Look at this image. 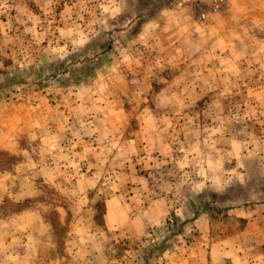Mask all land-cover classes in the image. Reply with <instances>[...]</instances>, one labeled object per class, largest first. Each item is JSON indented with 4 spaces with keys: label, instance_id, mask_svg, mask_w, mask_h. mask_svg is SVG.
<instances>
[{
    "label": "rangeland",
    "instance_id": "1",
    "mask_svg": "<svg viewBox=\"0 0 264 264\" xmlns=\"http://www.w3.org/2000/svg\"><path fill=\"white\" fill-rule=\"evenodd\" d=\"M209 1L0 0V141L10 136L9 128L15 131L0 148V169L12 170L4 179L6 190L0 191V264H246L230 259L251 246L264 249V95L244 90L249 81H264L243 76L235 80L223 64L215 79L217 33L208 17L200 21L195 11L197 3ZM246 4L234 0L232 7ZM230 6L228 0L221 14ZM123 29L135 42L117 45V31ZM239 30L236 26L228 31L235 34L236 49L246 38L244 29ZM254 55L261 56L262 49H255ZM245 66L242 62L234 68L243 74ZM101 70V79L91 81ZM7 73L18 81L5 83ZM13 103L22 106L23 114L18 107L17 112L10 109ZM69 105L76 108L70 110ZM83 111L94 116L91 127L81 131L92 135V154L68 171L52 144H65L79 132L76 123ZM65 119L69 128L51 127ZM170 119L194 122L169 127ZM114 120L116 127L110 123ZM197 120L204 126L198 127ZM150 121L157 124L149 127ZM182 132L189 137L204 134L207 156L215 151L213 146L222 150L214 175L211 159H206L209 170L195 175L216 189L204 182L197 193L178 191L177 211L183 216L172 211L162 224L146 225L141 237L136 234L143 224L123 222L107 229L104 198L108 190L114 191L115 155L120 158L124 152L126 165H133L139 157L133 137L176 141ZM213 135L221 141L214 144ZM234 135L236 142L231 143L228 137ZM42 137L51 141L46 159L41 157ZM226 151L231 154L224 155ZM162 155L153 148L151 164L166 171L169 157ZM101 159L110 176L97 170ZM83 163L90 166L86 173ZM55 169L61 170L56 183L53 176L45 180L40 172ZM78 187L81 190H72ZM132 193L126 187L125 197ZM202 199L214 211L211 218L186 230L184 220L192 216L185 212L196 210L190 203L200 204ZM250 204L255 207L249 220L227 211ZM117 214L126 220V213ZM100 233L102 244H92L91 234Z\"/></svg>",
    "mask_w": 264,
    "mask_h": 264
},
{
    "label": "crops",
    "instance_id": "2",
    "mask_svg": "<svg viewBox=\"0 0 264 264\" xmlns=\"http://www.w3.org/2000/svg\"><path fill=\"white\" fill-rule=\"evenodd\" d=\"M233 1L234 0H229V5L231 6L225 13L220 15L213 13L208 16L210 28H212L217 33L215 39L216 42H214L216 43V45L214 44L213 47L219 49V53L216 54V56L219 58V66L218 70H216V74L218 75L213 76L215 77V79L220 77L222 69L221 65L223 64L226 65V68L230 71V77H233V79L235 80L238 78L240 79V77L243 76V79L247 78L264 81V73L262 72V70L264 69V0H245L247 3L246 7L241 8L232 7ZM166 12L167 11H164V13ZM236 26H238V28L240 29L239 31H241V29H244L246 34V38H241L244 41V46H240L238 49H236L237 46L234 45V32H228ZM125 30L126 29L117 31V45L125 46L130 42H135L134 38H126L127 33ZM140 30L141 28L138 29V32H135V35H138ZM257 48L262 49L261 56L254 55V50ZM104 60H107L106 57H104ZM242 62L246 65V71L243 74L240 73L237 67L234 68L237 63ZM258 72H260V74ZM102 74H104L102 70L99 74L96 72L91 81H98L99 79H101L100 77ZM250 83L251 81L246 83V88H244L245 93L258 96L264 95V82L258 84ZM63 91L65 90L63 89ZM56 92L61 93V90L58 89ZM6 104L10 105L12 103ZM62 104H64V102ZM13 106L14 107L10 108L12 111L17 112L18 107V109H20L23 114L24 110L21 105L13 103ZM75 108V106L72 107L71 105H69L70 110H73ZM81 115L82 118L78 119L76 123L79 132L72 133V137L70 136L69 140H67L66 138L65 144H61L57 140L54 141V144H52L54 146L53 152L57 156H59V158H62L66 161V164H63L62 166L63 168L66 167L68 171H71V169L73 170L75 168V165L80 163L81 159L88 160V154H92L89 150V145L93 143L92 135H88L86 132L81 133V131L83 130V128L86 129L91 127V118L94 116H89L88 111L81 112ZM229 115L234 116L231 112L229 113ZM168 122L169 125L167 126L169 127L179 126L183 128L189 127V122L193 123L194 121L193 119H182L179 121V123H177L175 120L170 119ZM196 122L198 127L204 126L198 123L199 120H197ZM110 123L115 127L117 125L115 120ZM214 123L217 124V122ZM150 124L151 126L149 127H152L154 124H157V121H153ZM216 124L211 127L215 128ZM17 126H20V124ZM193 126L197 127L195 124ZM51 127L56 130H64V128H69V123L66 121V119L55 121V123ZM138 127L140 132V129L143 126L140 124V126ZM7 131L8 133H11L10 136H13L12 134L15 132L14 130L11 131L10 128ZM203 135L189 137L186 132H182L180 139L176 141H173L172 139H166L165 142H163L164 139L159 138H157V140H147L142 139L138 136L133 137V139L136 140L139 148V151H136L139 155L136 163L133 165H126L124 152L122 153L123 155H121L120 158L118 157V155H115L114 162H112V184L114 186V191L109 192L108 190L109 194L104 198L105 210L103 216L104 225L106 226V228L114 229L115 225L117 227L120 225V223L122 224L123 222L129 223L130 225H135L136 227L143 224L144 226L142 231L136 234V236L141 237V235H143L144 233V228L146 227V225L151 224L153 225L152 227H154L157 224H162V222L169 218L168 213H171L173 211L174 215L176 214L180 217L183 216V214L181 215L177 211L178 209H181L178 208V203L176 202L178 198L176 197L175 193H177L178 191H187V189H189V191L192 190L197 193L198 191L203 190L204 182H207L208 189L215 190L216 185L208 182L209 180L205 181L202 177L198 179L199 176H195H202L204 175V170H209V168L206 167V159L212 160L213 164L211 175H214L215 173L213 172V166H215V164L220 160L222 155V150L220 151L216 146H213L212 148L215 149V151H212L211 153L208 152L207 156V154L203 151L204 143L206 141V138ZM10 136L9 134L5 135L4 139L0 141V143L2 144L0 148H3L5 144H7V142L9 143L8 139L12 138ZM54 138H56V136H54ZM95 138L97 140V137ZM228 139H231V143L236 142L235 135L234 137H228ZM137 140H139V142ZM208 140L210 139L208 138ZM211 141L215 144V142L221 141V139L213 135ZM40 142L42 143L41 145L43 148H41V152L44 153V155H42L41 157L46 159L48 157L46 153L50 152L49 144L51 141H48V139L42 137ZM144 142L146 144H144ZM244 142L247 141L245 140ZM104 143H107V141ZM242 143L243 141L240 142L241 148ZM77 144H79V146H84L79 149H73L75 146H77ZM139 144H142L141 149L139 147ZM47 145H49V147ZM6 147L8 146L6 145ZM153 148L157 149L159 154L162 153V156L169 157L168 164L165 168L166 171H164L163 169H160V171L156 170L157 168L153 166L154 162L153 164H151V153ZM226 154H231V152L226 151L224 155ZM194 164L196 165L194 166ZM96 166L97 170L101 172L102 176H110V172L107 164H105V161L101 159L100 165L96 162ZM89 167V164H84L82 171L86 173L89 170ZM66 168L64 169L65 171ZM40 172L42 176H45V180L49 179L50 176H53V181L56 183L58 182V178L56 177V175L60 174L61 170L55 169L53 173H47L45 170ZM11 173L12 170L10 169H0V181L2 182V184L0 183V191L6 190L7 181L4 182V179H6L7 176ZM80 175L84 176L83 178L85 179V181L89 179L87 178L86 174ZM208 175H210V171ZM126 187H130L131 190H133L132 195H129L128 197H125ZM72 190H81V188H73ZM204 200L205 199H202V202L200 204L193 203V205L189 202L191 206H193V208H195L196 210L191 213H188L187 211L185 212L187 216H192L191 219L187 221L184 220V227L186 228V230L187 228L188 230L190 229V226H192L191 224L195 225L198 224V222L202 223V221L208 222L211 218V212L214 211L209 210L211 207L209 203H206ZM129 207H131V209ZM181 207H183V210H185L186 206ZM253 207L255 206H253L252 204L243 206L234 205L233 207H227V211L234 214V216L238 218L249 220L248 214L250 212L253 213ZM198 208H200L199 211ZM205 208L207 210H205ZM119 212L126 213V220L122 221L121 219H119L117 214ZM90 218L91 217H86V219ZM181 233L183 234V232ZM102 234L103 233H100L99 235L91 234L92 237L90 238V242L92 244L95 242V244L101 245L102 241L104 240ZM230 251L232 252V250ZM230 260L233 263L245 261L246 264H248V262L249 264H264V249L251 246V249L246 248L241 252L237 251L236 255L234 254V257H231Z\"/></svg>",
    "mask_w": 264,
    "mask_h": 264
},
{
    "label": "built area",
    "instance_id": "3",
    "mask_svg": "<svg viewBox=\"0 0 264 264\" xmlns=\"http://www.w3.org/2000/svg\"><path fill=\"white\" fill-rule=\"evenodd\" d=\"M227 6L228 0H211L209 3H197L195 7L196 17L198 20L204 21L209 14H221L226 10Z\"/></svg>",
    "mask_w": 264,
    "mask_h": 264
},
{
    "label": "trees",
    "instance_id": "4",
    "mask_svg": "<svg viewBox=\"0 0 264 264\" xmlns=\"http://www.w3.org/2000/svg\"><path fill=\"white\" fill-rule=\"evenodd\" d=\"M19 71H21L22 73L27 72L26 69H19ZM13 77V78H12ZM5 83L7 84H12L13 82L18 81V78H15L13 74H5Z\"/></svg>",
    "mask_w": 264,
    "mask_h": 264
}]
</instances>
